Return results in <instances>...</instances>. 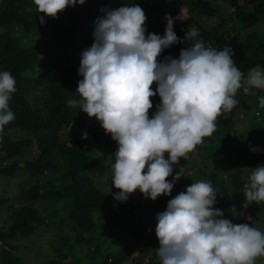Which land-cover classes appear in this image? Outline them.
<instances>
[{
    "label": "trees",
    "instance_id": "16d2710c",
    "mask_svg": "<svg viewBox=\"0 0 264 264\" xmlns=\"http://www.w3.org/2000/svg\"><path fill=\"white\" fill-rule=\"evenodd\" d=\"M127 4L139 5L146 15L147 33L161 36L167 25L154 12L186 7L187 17L174 23L180 40L186 30L195 28L210 46L230 47L236 66L245 76L258 64L264 67L260 60L264 39L256 32L264 22V0H86L84 5L68 7L56 19L38 13L33 0H0V71L10 72L17 88L10 101L15 119L0 131V177L18 179L12 198L0 197V208L8 205L10 212L4 224L0 222V264H31L38 258L27 262L19 252L20 243L29 238L42 240L44 236H48L50 255L40 264H137L131 259L137 247L147 251L139 264H160L156 216L166 210L171 198L200 180L211 182L217 192L214 207L223 211L224 218L233 224H253L234 202L244 196L247 169L264 165V150L256 154L239 146L237 155L228 149L237 133L234 120L242 121L253 106H259L264 90L253 89L249 94L237 91L239 103L217 117L216 131L205 137L187 160L181 158L179 166H174L173 175L185 167V176L174 184L171 196L144 202L137 190L126 202H119L114 195L120 190L114 187L106 192L102 188L100 179L111 171L118 145L96 118L86 120V113L68 105L69 99L80 98L77 87L82 79L78 74L81 53L73 57L60 55L69 52L74 43L91 47L94 23L104 14L101 10ZM226 8L231 12H225ZM40 16L45 18L43 25ZM202 18H213L215 23L205 28ZM187 46L175 44L158 60L178 59L181 49ZM52 50L60 53L55 60ZM150 99L151 117L161 101L158 95ZM257 112L258 123L252 129L255 134L250 135L251 140L257 133L264 137ZM73 132L74 137L62 138ZM85 132L87 139L82 138ZM211 159L221 167L227 159L222 181H217L215 173L207 172ZM115 230L125 233L131 247L112 248L107 238ZM256 264H264V257L257 258Z\"/></svg>",
    "mask_w": 264,
    "mask_h": 264
},
{
    "label": "clouds",
    "instance_id": "9594fccd",
    "mask_svg": "<svg viewBox=\"0 0 264 264\" xmlns=\"http://www.w3.org/2000/svg\"><path fill=\"white\" fill-rule=\"evenodd\" d=\"M33 3L38 13L56 19L86 0ZM101 11L104 14L94 23V42L81 53L80 98L67 103L96 118L118 145L111 166L112 186L120 190L115 200L126 202L137 190L153 201L171 196L174 184L185 176V167L173 175L174 166L216 131L217 117L239 103L238 90L245 94L264 90V67L258 64L245 76L230 47L210 46L195 28L186 30L180 40L171 16H166L163 36L147 33L139 5ZM39 19L43 25L44 16ZM178 43L188 44L178 59L158 60ZM16 91L12 74L0 71V131L15 119L10 101ZM157 95L161 103L150 117V98ZM259 107L264 108V96L259 97ZM82 138L87 139L86 132ZM247 170L245 206L264 202V165ZM216 199L211 182L200 180L168 201L166 210L156 216L160 264H256L264 257V232L224 218L214 207Z\"/></svg>",
    "mask_w": 264,
    "mask_h": 264
},
{
    "label": "rangeland",
    "instance_id": "374dc122",
    "mask_svg": "<svg viewBox=\"0 0 264 264\" xmlns=\"http://www.w3.org/2000/svg\"><path fill=\"white\" fill-rule=\"evenodd\" d=\"M119 0H113V2H118ZM143 1H148V2H154V1H159V0H141ZM230 13L231 11L226 8L225 12ZM188 15V8L184 7L181 8L180 10L176 11L174 7H169L166 10H157L154 12V16L156 18H159L161 23L163 25H167V20H166V16H171L175 23L181 22L182 20H184ZM201 24L207 28L210 27L211 25H213L215 23V19L211 18V19H201ZM231 26L233 24H230ZM256 32L257 34L264 39V22L260 24V26H258V28H256ZM55 40H52V43L55 45ZM86 49V47L82 44L79 43H74V45L72 46V48L69 50V52L67 53H62L60 56L62 55H66V57H73L72 55H77L82 53L84 50ZM45 53V52H44ZM51 53V52H50ZM52 58L53 60H55L57 58V52H55L54 50H52ZM50 54V55H51ZM261 63L264 62V56H261L260 58ZM257 91H263L260 89H257ZM256 110H258V112L256 113L258 115V117L260 118L261 121V126L264 127V108H260L259 106H253V108L251 110H249L247 117L243 118L242 121L239 122V118L234 120V123H237L236 129H237V133L234 134L232 136L231 139V143L229 144V152H234L235 154L239 155V152L241 151L239 148L242 146V149H245L244 151H246L247 149H249L251 152L253 151V149H257L258 151H253L256 154H259L261 152H263L264 150V137L260 138L258 136L257 133V137L256 135L254 136V138H252V140L250 139V135L255 134V132L252 130L254 128V125L258 123V120L256 119L255 116V112ZM263 114V115H262ZM242 118V117H241ZM88 119H94L93 118H89L86 114V120ZM245 121V122H243ZM75 136V132L71 133H67L65 135H62L63 139H69L68 137H74ZM240 146V147H239ZM252 149V150H251ZM228 163L227 159H225V161H223V167L224 165ZM208 173L209 174H214L215 176L218 178L217 181H222V178L224 176V169L221 166H218L214 159H211L210 163H208ZM101 183H102V188L106 191V192H110V190L112 188H114V186H112V174L111 171H109L106 176H104L102 179H100ZM17 182L18 179H12V180H8L6 178L0 177V197L1 198H6V199H11L12 198V194L17 191ZM141 195V193H140ZM144 202H146L148 199H146L144 197V195H141ZM246 198L245 196L238 198L237 201L234 202V205H236L235 207H238L240 210V212L244 215V217L248 220V221H252L253 224L252 226L261 230L262 232H264V202H260L259 204L252 202L250 204L246 205ZM9 206L5 205L4 207L0 208V222L3 225L5 219H7L8 214L10 213L9 211ZM113 215L112 212L109 213V217H111ZM125 233L119 230H115L113 232V234L107 238V241H110V243H112V248L116 249L119 247H131V245L125 241ZM48 236H44V238L41 239H26V240H22L21 244V250L19 251L21 253V256L24 257V259L28 262L30 258H38L37 260H31L30 263L31 264H40L43 262V260H46L49 255L50 252L48 251V246H47V241ZM45 241V242H44ZM44 242V243H43ZM1 247V244H0ZM141 255L143 256V258L147 255V251L145 249L141 250V248L137 247L135 250V253L133 255V257L131 259H135L137 264L141 263Z\"/></svg>",
    "mask_w": 264,
    "mask_h": 264
}]
</instances>
